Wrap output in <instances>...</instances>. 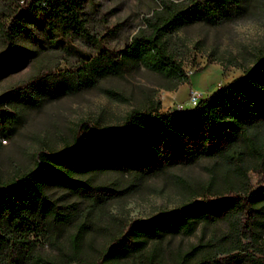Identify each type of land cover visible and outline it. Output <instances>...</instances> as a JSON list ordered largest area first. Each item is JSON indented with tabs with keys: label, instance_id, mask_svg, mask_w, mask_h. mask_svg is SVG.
<instances>
[{
	"label": "trees",
	"instance_id": "1",
	"mask_svg": "<svg viewBox=\"0 0 264 264\" xmlns=\"http://www.w3.org/2000/svg\"><path fill=\"white\" fill-rule=\"evenodd\" d=\"M83 2L0 0V35L9 43L0 50V70L32 57L42 39L92 38ZM247 5V0H156L119 53L88 56L67 75L74 84L92 85L99 77L141 64L178 81L184 74L181 57L187 46L177 29L193 21L215 24L244 16ZM20 37L33 47L17 43ZM207 54L221 65L239 63L241 73L217 84L189 108L160 109L155 90L148 88L135 105L111 120L100 112L78 118L63 145H41L32 166L0 175V264L27 260L37 264H264V133L258 127L264 123V47L241 62L224 60L211 51ZM98 89L110 99L128 100L117 87ZM7 111L0 107V117ZM198 156H218L232 177L220 186H212L209 178L200 191L171 207L122 219L94 257L80 254L77 229L69 236L68 251L54 257L34 251L35 241L47 239L51 225L66 222L71 212L47 195L45 183L92 199L112 195L118 188L108 182L92 183L80 175L83 172L154 173ZM250 168L256 174L254 181ZM216 218L228 222L222 240L191 243L171 262L155 258L143 244L164 231L186 233L197 220Z\"/></svg>",
	"mask_w": 264,
	"mask_h": 264
},
{
	"label": "rangeland",
	"instance_id": "2",
	"mask_svg": "<svg viewBox=\"0 0 264 264\" xmlns=\"http://www.w3.org/2000/svg\"><path fill=\"white\" fill-rule=\"evenodd\" d=\"M247 1L244 16L215 24L193 21L177 29L176 33L187 46L181 57V69L184 73L186 68H191L179 82L138 64L121 74H108L92 85H84L74 84V78L67 72H73L83 60L98 52L119 53L130 33L141 24V15L156 3V0H84V15L92 38L66 37L60 42L42 39L34 46L32 57L17 67L0 70V107L8 110L0 117V175L32 166L34 153L41 145H63L73 133L78 118L100 112L111 120L135 105L148 88L155 90L160 109L171 108L186 99L190 85L198 88L202 96L217 84L240 74L239 63L221 65L210 60L207 52L224 60L241 62L246 55L264 47V0ZM15 41L33 47L23 37ZM8 47L9 43L0 35V50ZM55 73H60L61 77H55ZM100 85L121 89L128 100L119 102L108 98L99 91ZM173 87L179 101L164 103L165 89ZM8 94L11 96L6 98ZM258 127L264 133V123ZM248 174L251 181L256 179L251 168ZM80 175L92 183L108 182L118 190L112 195L91 199L62 186L45 183L43 190L47 195L71 212L66 222L51 225V235L47 239L35 241V252L54 257L61 251H68L71 247L69 236L77 229L80 254L94 257L122 219L143 217L171 207L200 191L209 178L212 186H220L232 177L218 156H198L185 163L162 167L154 173L135 174L110 169ZM227 229L226 218L197 220L189 232L164 231L156 238H146L143 244L146 250L154 251L155 258L167 263L191 243L222 240ZM21 264L37 263L27 260Z\"/></svg>",
	"mask_w": 264,
	"mask_h": 264
},
{
	"label": "built area",
	"instance_id": "3",
	"mask_svg": "<svg viewBox=\"0 0 264 264\" xmlns=\"http://www.w3.org/2000/svg\"><path fill=\"white\" fill-rule=\"evenodd\" d=\"M191 72V68H186L184 70V74H189ZM200 90L196 87H193L192 85H190L188 87V93L186 96V102L189 103L190 105H193L196 100L200 97ZM177 107H183V102H178L176 103Z\"/></svg>",
	"mask_w": 264,
	"mask_h": 264
},
{
	"label": "crops",
	"instance_id": "4",
	"mask_svg": "<svg viewBox=\"0 0 264 264\" xmlns=\"http://www.w3.org/2000/svg\"><path fill=\"white\" fill-rule=\"evenodd\" d=\"M178 82H179V80H178ZM177 82V85H179V83ZM171 90V91H170ZM165 93L163 94V96L165 97V101H164V103H171V101H173V103H175V102H178L179 101V97L176 95V88H172V89H165ZM163 100H161V103L163 104V102H162ZM176 106V104L174 105V106H172V107H175ZM162 108H163V106H161ZM183 107H187V108H189V107H191V105L189 104V103H187L186 102V100L184 99L183 100Z\"/></svg>",
	"mask_w": 264,
	"mask_h": 264
}]
</instances>
